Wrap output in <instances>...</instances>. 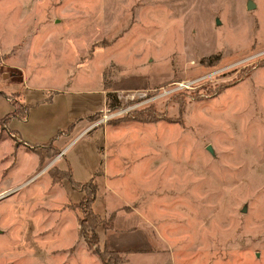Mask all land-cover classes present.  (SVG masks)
<instances>
[{"label":"rangeland","instance_id":"1","mask_svg":"<svg viewBox=\"0 0 264 264\" xmlns=\"http://www.w3.org/2000/svg\"><path fill=\"white\" fill-rule=\"evenodd\" d=\"M246 2L0 0V264H100L88 181L97 248L124 264H264V0Z\"/></svg>","mask_w":264,"mask_h":264},{"label":"trees","instance_id":"2","mask_svg":"<svg viewBox=\"0 0 264 264\" xmlns=\"http://www.w3.org/2000/svg\"><path fill=\"white\" fill-rule=\"evenodd\" d=\"M22 109L24 110V107H22ZM2 119H5L7 122L8 117H3ZM40 160L42 159L40 158ZM50 177L53 182L59 181L61 179L60 177L55 176L53 173L50 174ZM86 188H89L88 193ZM81 190L85 192V195L81 197V202L84 201L85 206H79L80 217L78 218L77 223L79 236L83 239L86 247L97 255L101 264H122V258L119 257L116 252L107 250L106 248H103L102 250L97 248L98 238L95 229L101 223V218L98 214L93 213L90 206L88 205V203L90 204L94 199V183L88 181L86 184L81 186ZM86 194H88V198H86Z\"/></svg>","mask_w":264,"mask_h":264},{"label":"crops","instance_id":"3","mask_svg":"<svg viewBox=\"0 0 264 264\" xmlns=\"http://www.w3.org/2000/svg\"><path fill=\"white\" fill-rule=\"evenodd\" d=\"M9 67H11V68H13L15 65L13 64V63H10L9 62ZM14 69V68H13ZM14 93H17V97H18V99L20 100V93H18V92H14ZM103 102H105V96L103 97ZM102 106V105H101ZM101 106L100 107H98L97 108V110H95L94 111V113L95 112H98V110L101 108ZM84 121V120H83ZM81 122V120H79L78 121V123H80ZM75 128V126H73V129ZM59 153H61V151L60 152H58L57 154H59ZM56 182H58V181H56ZM1 195V194H0ZM81 238V237H80ZM83 240V239H82ZM84 242V241H83ZM85 244V243H84ZM85 247H86V245H85ZM86 249L89 251L90 249H88L87 247H86ZM107 249V248H106ZM112 250H114V251H116V252H118V253H122V255L123 254H126L127 252H128V249H126L125 247H123V248H118V249H112ZM91 251V250H90ZM134 252H136V251H134ZM91 253V252H90ZM133 253V252H132ZM91 255H93V256H95L94 255V253L92 252V254ZM125 255H123V259H124V261H123V264L125 263V257H124ZM95 258L100 262V260H99V258L97 257V255L95 256ZM100 264H101V262H100Z\"/></svg>","mask_w":264,"mask_h":264},{"label":"water","instance_id":"4","mask_svg":"<svg viewBox=\"0 0 264 264\" xmlns=\"http://www.w3.org/2000/svg\"><path fill=\"white\" fill-rule=\"evenodd\" d=\"M252 7H253V4L250 2V0H247V2H246V8H247V9H250V8H252ZM216 23H217V21H216ZM5 194H6V193L1 194L0 197L4 196Z\"/></svg>","mask_w":264,"mask_h":264},{"label":"built area","instance_id":"5","mask_svg":"<svg viewBox=\"0 0 264 264\" xmlns=\"http://www.w3.org/2000/svg\"><path fill=\"white\" fill-rule=\"evenodd\" d=\"M2 64L1 54H0V65Z\"/></svg>","mask_w":264,"mask_h":264}]
</instances>
